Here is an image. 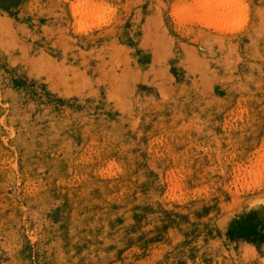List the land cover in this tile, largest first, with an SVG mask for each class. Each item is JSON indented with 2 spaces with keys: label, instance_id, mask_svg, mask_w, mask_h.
<instances>
[{
  "label": "rangeland",
  "instance_id": "obj_1",
  "mask_svg": "<svg viewBox=\"0 0 264 264\" xmlns=\"http://www.w3.org/2000/svg\"><path fill=\"white\" fill-rule=\"evenodd\" d=\"M198 1L0 0V264H264V0Z\"/></svg>",
  "mask_w": 264,
  "mask_h": 264
},
{
  "label": "bare ground",
  "instance_id": "obj_2",
  "mask_svg": "<svg viewBox=\"0 0 264 264\" xmlns=\"http://www.w3.org/2000/svg\"><path fill=\"white\" fill-rule=\"evenodd\" d=\"M231 1L232 0H230V2L229 0H199L197 8L201 10V14L197 17L200 18L203 22H210L212 24L215 20H218L215 25H222V22H224L232 14L237 6L235 0L233 1L234 3L232 2L233 6L231 5ZM188 7L189 6H182L177 9L178 14H189L190 7L189 9ZM232 8L234 9L233 11Z\"/></svg>",
  "mask_w": 264,
  "mask_h": 264
}]
</instances>
